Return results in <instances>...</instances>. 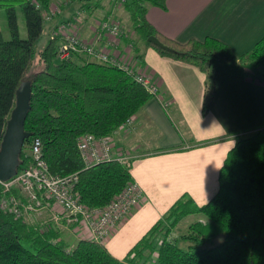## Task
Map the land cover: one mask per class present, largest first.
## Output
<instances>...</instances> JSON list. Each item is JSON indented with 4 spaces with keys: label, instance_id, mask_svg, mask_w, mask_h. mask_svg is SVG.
I'll list each match as a JSON object with an SVG mask.
<instances>
[{
    "label": "trees",
    "instance_id": "1",
    "mask_svg": "<svg viewBox=\"0 0 264 264\" xmlns=\"http://www.w3.org/2000/svg\"><path fill=\"white\" fill-rule=\"evenodd\" d=\"M48 4L49 0H0L9 33L7 39L0 36V139L14 91L22 80H28L29 108L22 127L29 135L21 146L18 170L29 164L24 146L36 137L47 171L59 176L75 172L73 191L78 201L88 208L103 207L131 180L129 164L112 157L85 167L77 138L85 133L99 137L116 132L150 94L116 66L83 54L58 59L56 37L36 49L42 33L41 10ZM146 4L162 8L163 0L121 3L133 32L145 45L205 74L202 113L213 97L212 71L221 66L219 61L249 65L242 76L264 84V34L250 50L238 55L211 36L177 42L146 20ZM16 6L23 17V38L18 34ZM148 36L155 37L162 46L149 43ZM34 66L37 69L26 77ZM252 69H259V73H252ZM2 194L0 187V197ZM191 214L200 217L187 226L182 238L194 244L181 248L170 232L182 217ZM220 232L223 238L219 243L201 246ZM0 264H264V123L236 137L206 202L196 205L182 195L123 258L111 255L103 242L93 238H80L67 248L56 239L54 230L27 224L0 207Z\"/></svg>",
    "mask_w": 264,
    "mask_h": 264
},
{
    "label": "crops",
    "instance_id": "2",
    "mask_svg": "<svg viewBox=\"0 0 264 264\" xmlns=\"http://www.w3.org/2000/svg\"><path fill=\"white\" fill-rule=\"evenodd\" d=\"M102 1L76 0L71 7L72 0H49L48 6L58 5L59 15L66 13L64 20L70 21V29L81 39L96 49L128 57L157 87V97L150 96L133 114L130 128L118 129L112 139L114 151L120 150L128 158L130 178L142 195L103 242L111 255L121 259L182 195L196 205L207 201L236 137L264 123V84L242 76L248 68L235 63L221 65L212 71L213 97L202 113L205 74L159 55L134 37L122 5L118 6L124 9L128 21H114L129 28L117 42L108 43L96 29L99 20L111 18V9L92 15L94 9L103 7ZM144 16L156 31L177 42L211 36L236 55L250 50L264 34V0H163L162 8L146 4ZM16 23L23 38V17L17 11ZM56 23L49 28L48 40ZM251 72L257 74L259 70ZM11 193L25 204L20 188L12 187ZM40 202L36 210H24L28 223L54 230L56 239L67 248L80 238H92L86 228L67 224L50 200Z\"/></svg>",
    "mask_w": 264,
    "mask_h": 264
},
{
    "label": "built area",
    "instance_id": "3",
    "mask_svg": "<svg viewBox=\"0 0 264 264\" xmlns=\"http://www.w3.org/2000/svg\"><path fill=\"white\" fill-rule=\"evenodd\" d=\"M113 1L114 4L121 5L124 0ZM59 12L58 6L51 5L41 10V16L44 21H47ZM96 31L104 35L111 45L125 36L122 27L109 17L97 22ZM52 36L56 37L58 41L56 49L58 59H65L73 54H83L97 62L116 66L140 83L150 96L157 97L156 85L149 76L138 72L134 63L129 62L128 57L126 58L119 53H108L103 49H96L70 29L69 20H63L56 24ZM131 46V43L126 45L128 49ZM132 119L133 115L124 119L118 129H129ZM114 133L115 131L112 134L99 137L85 133L77 138V149L85 167L112 157L124 162L127 161L126 155L120 150L114 151L113 149ZM27 154L30 160L29 164L17 170L10 179L0 181L3 192L0 197V207L16 217L27 209L29 200L33 201L36 206L41 203V199L50 200L59 209L67 224L80 225L89 231L93 239L104 242L121 223L129 210L136 206L142 198L140 187L135 181L130 180L105 206L88 208L78 201L77 195L73 191V186L77 181L75 172L59 176L52 175L47 171L46 164L40 156L38 138L34 137L30 140ZM12 187H18L24 193L26 199L24 205L11 193Z\"/></svg>",
    "mask_w": 264,
    "mask_h": 264
},
{
    "label": "rangeland",
    "instance_id": "4",
    "mask_svg": "<svg viewBox=\"0 0 264 264\" xmlns=\"http://www.w3.org/2000/svg\"><path fill=\"white\" fill-rule=\"evenodd\" d=\"M102 2H103V7L104 8L103 7L102 8L99 7V8L94 9V12L92 14L93 16H97L98 12L104 13L105 9L109 8V10L111 9V11H110L111 19L117 20V21L121 22L122 24H124L125 22L128 21L127 16H125V15H127L126 12L124 11V9L122 7L118 6V4H113V1H111V0H110V2H107L106 0H103ZM76 4H77L76 0H72V2L70 3V6L73 7ZM53 5H56V4H53ZM56 6H58V5H56ZM118 7H120V8H118ZM15 10L20 15L22 14L21 11H20V8L18 6L15 7ZM59 13L56 14L55 16H53L52 18H50L47 21H44V20L42 21V33H41L40 37L38 38V40L36 41V44H35V48L36 49H41L46 44V42L48 41L49 32H50V30H49L50 26L53 23H55V22H57L56 24H58V23H60L61 21H63L65 19L66 13L63 12L60 15H59ZM126 28H129V27H127V26L122 27L123 31ZM0 34H1L3 39L9 38V33H8L7 23H6V13H5L4 9H0ZM134 37L138 38V36L136 34H134ZM218 63H219V65H230L228 62H224V61H219ZM240 67L248 68L249 65H245V66L241 65ZM36 69L37 68L35 66L32 67L31 70L26 74V77H29L31 75V73L34 70H36ZM256 70H259V69H256ZM27 148H28V145H25L24 146V151H27ZM28 203H29V206L27 207L26 210H36L41 205L39 203L36 206L33 203V201H30V200L28 201ZM20 217L27 224H30V225H35L36 224V223H34V224L30 223V222L28 223V221L25 219L26 216H25V211L24 210L21 212ZM199 217H200V215H198V214H191V215H188V216H184L177 222V224L171 230L170 237L176 239L177 245L179 247L186 248L187 245L194 244L192 241H190L189 239L185 238V236H184V238H182L183 237L182 235H185L187 233V231H188L187 226L191 222L198 220ZM222 238H223V234L221 232L217 233L212 238V240L210 242H205L201 246L202 247L213 246V245L219 243L222 240Z\"/></svg>",
    "mask_w": 264,
    "mask_h": 264
},
{
    "label": "water",
    "instance_id": "5",
    "mask_svg": "<svg viewBox=\"0 0 264 264\" xmlns=\"http://www.w3.org/2000/svg\"><path fill=\"white\" fill-rule=\"evenodd\" d=\"M147 41L161 47L162 44L153 36ZM30 82L22 80L14 91L13 105L5 121L0 139V181L13 177L19 166L18 156L23 140L29 133L23 130L22 124L29 108Z\"/></svg>",
    "mask_w": 264,
    "mask_h": 264
},
{
    "label": "clouds",
    "instance_id": "6",
    "mask_svg": "<svg viewBox=\"0 0 264 264\" xmlns=\"http://www.w3.org/2000/svg\"><path fill=\"white\" fill-rule=\"evenodd\" d=\"M233 146H234V143H233Z\"/></svg>",
    "mask_w": 264,
    "mask_h": 264
}]
</instances>
